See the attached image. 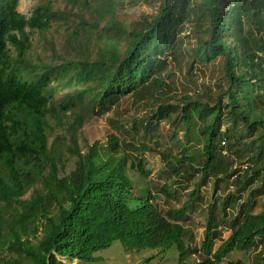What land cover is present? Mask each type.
Listing matches in <instances>:
<instances>
[{
	"label": "trees",
	"instance_id": "1",
	"mask_svg": "<svg viewBox=\"0 0 264 264\" xmlns=\"http://www.w3.org/2000/svg\"><path fill=\"white\" fill-rule=\"evenodd\" d=\"M159 2L155 15L129 32L110 19L106 35L96 39L102 47L94 55L83 48L89 37L74 30L65 39L72 49L53 54L52 63H34L27 58L31 34L68 25L77 3L65 0L70 8L61 12L46 1L26 18L17 12L19 0H0V179H11L24 190L40 184L30 201L11 209L12 217H0V264H66L58 257L87 264L116 240L129 251L154 247L135 242V227L151 212L129 211L124 198L116 196L109 157L119 151L126 163L132 156L126 148L138 151L133 145L137 137L157 147L165 133L175 139L181 133L183 140L175 141L179 157L161 155L172 163L171 175L185 185L195 181L188 201L168 210L166 217L186 219L189 203L204 202L199 187L211 183L201 243L205 255H211L219 228L229 235L211 255L215 261L254 248L264 253V204L259 213L252 212L256 197L264 193V59L257 58L264 52V0ZM111 7L113 3L101 4L95 17L110 15ZM185 25L204 36L187 58L191 67L195 61L208 68L215 80L201 93L205 100L185 97L180 105H159L144 120L121 130L130 142L110 134L104 144L94 142L82 153L77 133L85 120L109 112L121 96L143 99L146 90L168 89L159 75L177 56ZM64 89L69 92L56 97ZM66 113L72 123L67 124L70 143L65 150L75 163L68 175L60 176L61 143L48 154L52 128L46 130L50 120ZM163 124H170L173 132ZM27 133L34 137L30 144ZM245 163L249 166L240 170ZM222 187L229 192L220 200L216 192ZM160 191L172 197L166 187ZM228 208L237 214H228ZM179 228L172 226L175 239Z\"/></svg>",
	"mask_w": 264,
	"mask_h": 264
},
{
	"label": "rangeland",
	"instance_id": "2",
	"mask_svg": "<svg viewBox=\"0 0 264 264\" xmlns=\"http://www.w3.org/2000/svg\"><path fill=\"white\" fill-rule=\"evenodd\" d=\"M46 1H52L54 10L66 12L70 8V6H66L65 0H19L17 11L28 18L36 6ZM73 2L77 4L75 7L72 4L68 25L55 24L47 32H33L31 34V48L27 53V58L31 62L52 63L54 61L53 59L51 60L53 54L62 55L72 49V43H68L65 39L67 34L74 30H77L81 35L85 33L89 37L90 42L83 45V48L90 52L91 55H94L102 47V43L96 39H99L104 34L106 35L105 31L109 24L108 22L112 21L110 19L116 21L119 25L123 26L126 32H129L134 24H140L144 18L154 16L160 3L159 0H72ZM111 3L114 4V7H111L110 15L105 13L101 18L95 17L94 11L101 9V4ZM111 35H114L112 31ZM178 38L179 50L176 53L177 56L172 61L168 60V66L159 75L160 80L165 86H168V89L151 88L150 90H146L143 99H135V97L128 94L121 96L117 103L110 108L111 110L109 112L103 115H93L85 120L80 131L77 133L78 148L82 152H85L94 142L104 143L106 137L110 134L116 135V137L121 139V142H130V137H125V133H122L121 130L130 128L133 121L139 123L144 120L159 105H180L185 97H190L192 100H205L206 97L203 94L201 95V93L204 92V88H212V83L215 80L212 78L208 68L200 67L195 61L191 67L190 58H187L189 49L196 45L197 39L204 38V36L193 25H185ZM65 46L67 49H65ZM124 47V42H121L120 49L122 50ZM67 92H69L67 89L59 90L56 97H61ZM122 124L124 127H120ZM162 128L166 131L168 130V132H173L170 124H163ZM56 135L60 137L65 136L62 129H57L52 138ZM177 140L183 141L181 139V133L177 134L176 139L171 138L169 133H165L157 140V147L153 146L147 139H142L140 136L137 137L136 143H133L138 149H144L135 155L144 157V167L150 171L149 181L153 180V178L156 179L159 183L158 187L163 184L170 185L167 187L172 192L173 197L167 199L165 203H160V206L164 207L165 210L169 208L177 209L185 204L188 201L190 193L193 191V183L195 182L192 180L186 183L187 188L183 184V181L171 175L167 163L171 166L172 163H162L160 161V154H169L174 157L180 156L178 153L179 150L177 151L178 148L175 146V141L177 142ZM61 144L59 148L64 150L67 141L64 140ZM142 146L145 148L148 147V149L142 148ZM221 146L225 147V143L221 142ZM126 151L132 153V150L129 148H126ZM74 161L75 158L64 152L63 163L61 166L58 165L60 176L68 175L73 170ZM244 165L249 166L246 163L242 164L240 170H244ZM161 168L162 171H165V174L160 173ZM132 177L139 183L147 182L137 179L133 171ZM176 180L180 181V184H174ZM223 189L222 187L221 190L216 192V197L220 200L229 192L223 191ZM229 190L231 189L229 188ZM212 191V184L207 182L205 186L199 187L198 190V195L204 199V202L199 204L193 201L188 205L187 216L189 217L185 222H182V225L185 230H190L192 247L200 248L199 241L204 230L207 217V205L211 203ZM30 194L31 191L25 198H28ZM255 202L256 205L252 210L253 214H257L262 210L264 193L256 197ZM218 205L219 202H217V207L214 209L215 213L219 212ZM231 209L228 208L226 212L228 214H232L233 212V215L237 214L236 211ZM219 232L220 238L215 240L214 248H217L229 235V231L224 228L220 229ZM168 251H176V248L172 247ZM258 251L259 249H251L245 255L233 253L229 258L223 260L221 264H236L239 261L242 264H251V258L257 256ZM140 255V253L136 252L125 253L119 245L113 244L109 249L100 250L94 254L95 257H102L103 260L102 262L94 264H140ZM148 256L149 254L146 253L143 257L147 258ZM72 264L80 263L75 261ZM153 264H163V261H154ZM261 264H264V260Z\"/></svg>",
	"mask_w": 264,
	"mask_h": 264
},
{
	"label": "clouds",
	"instance_id": "3",
	"mask_svg": "<svg viewBox=\"0 0 264 264\" xmlns=\"http://www.w3.org/2000/svg\"><path fill=\"white\" fill-rule=\"evenodd\" d=\"M59 122H64V124L59 126L57 125V123ZM70 123H72V118L68 113H66L65 115L58 116L56 119L50 120L48 129L46 130L48 131L49 127L52 128V132L48 135V140L46 143V151L48 154L51 153V148L53 146L57 148L60 143L64 142V140L67 141V144H65L64 146V150H61L59 148L62 154L61 155L62 163H63L64 152H66L65 149L70 143L68 139L69 134L67 132V124ZM57 129H62L65 136L60 137L56 135L54 138H52V136L55 134V131ZM27 138H29V144H30V142L33 140L34 137L30 136L29 133H27ZM56 141L57 143H55ZM104 143H100V144L102 145ZM142 150L144 149H138V151L133 150L132 153L134 154L131 153L132 156L129 155L128 157L129 159H127L126 163H123L120 159L121 152L118 151L116 153L112 151L109 157V168L115 176L114 191L116 193V196L118 198H122V197L124 198V202L127 206V209H129V211L138 210L139 212H142V209L144 208L145 210L151 212L149 215H146L144 219H142L143 221L142 223L138 224L135 227V231L137 232V235L135 236V242L139 244H150V245L154 244L155 246L151 248H144L137 250L133 249L129 251V250H124L122 244L116 240L110 245V247L113 244H117L125 251V253H133V252L140 253L141 254L139 256L140 264H153L154 261H158V260L163 261V264H221V262L227 258L222 259L220 261H215V259H213L211 256L214 252H216V250L222 244L221 242V244L217 248H214L215 240L220 238V232H219V237L213 240L211 255L206 256L203 247L201 245L203 240L204 230L201 235V239L199 241L200 248L192 247L190 241V230H185L182 225V222H185L189 216L186 215V219H183L182 221H178V222L171 221L166 217V212L168 210H176L174 208H169L165 210L164 207L160 206V203H165L167 199H171L173 197L172 192L167 187L170 185L163 184L162 186L158 187L159 183L157 182L156 179L153 178V180L149 181L150 171L146 170L144 167V163H145L144 157L141 155L139 156L135 155L136 153H139V151L142 152ZM161 155L162 154H160V159H161L160 161L162 163L168 162L167 160H164ZM167 165L169 167L168 163ZM243 167L244 169L246 168L245 165ZM73 168H74V164H73ZM132 171L135 173L137 179L147 182L146 183L137 182L132 177ZM160 173L165 174V171H162L161 168ZM38 183L24 190L20 187L15 186L14 185L15 183L11 179L5 180L1 178L0 179V217L3 219L5 217H12L14 212L11 209L19 208L20 206L17 204L18 202L22 203L25 201H30L35 196V192H36L35 189L37 190L40 189V184ZM161 187H166L169 193L172 195V197H167L166 195L161 193L160 191ZM30 191H31L30 196L28 198H25V196ZM179 208L180 207H178L177 209ZM173 225H177L180 227L176 239L174 237V234L172 233ZM220 229L221 228H219V231ZM110 247H107L105 249H109ZM172 247H175L176 251H168ZM254 249L255 250L259 249V251L257 256L251 258V264H261L262 261L264 260V253H261V248H257V249L254 248ZM146 253H148L149 256L147 258H144L143 256ZM233 253L236 254L238 253L241 255L246 254L241 252H233ZM95 258L97 259L96 261L87 264H94L103 261L102 257L98 256ZM57 259L60 262L66 264H72L75 261L79 262L78 260H74L70 262L66 259H62L59 257ZM236 264H242V263L239 261Z\"/></svg>",
	"mask_w": 264,
	"mask_h": 264
},
{
	"label": "built area",
	"instance_id": "4",
	"mask_svg": "<svg viewBox=\"0 0 264 264\" xmlns=\"http://www.w3.org/2000/svg\"><path fill=\"white\" fill-rule=\"evenodd\" d=\"M257 58H263L264 59V52L257 53Z\"/></svg>",
	"mask_w": 264,
	"mask_h": 264
}]
</instances>
